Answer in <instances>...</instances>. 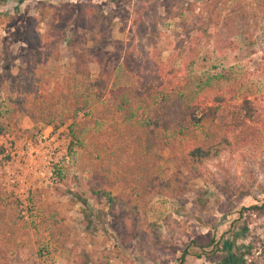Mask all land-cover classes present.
<instances>
[{
    "label": "rangeland",
    "instance_id": "374dc122",
    "mask_svg": "<svg viewBox=\"0 0 264 264\" xmlns=\"http://www.w3.org/2000/svg\"><path fill=\"white\" fill-rule=\"evenodd\" d=\"M80 7H92L100 24L86 30ZM254 9L257 17L244 19ZM219 41L235 50L217 51ZM74 49L104 57L106 100H90L74 119L57 106V117H45L50 126L32 121L20 104V75L50 93L74 75ZM125 60L142 70L157 62L163 86L151 91L154 101L132 99L131 112L114 115L117 89L141 83ZM89 67L95 79L98 65ZM192 89L199 98L191 119L219 107L217 140L243 119L244 99L261 136L201 165L188 161L183 142L156 129V109ZM138 131L153 139L151 190L146 176L141 184L121 168ZM207 131L195 130L199 143ZM254 205L264 207V0H0V226L2 214L20 215L26 233L0 264H264V213Z\"/></svg>",
    "mask_w": 264,
    "mask_h": 264
},
{
    "label": "trees",
    "instance_id": "16d2710c",
    "mask_svg": "<svg viewBox=\"0 0 264 264\" xmlns=\"http://www.w3.org/2000/svg\"><path fill=\"white\" fill-rule=\"evenodd\" d=\"M116 2L119 0H111ZM236 8L232 9L231 12H237L240 8L236 4ZM80 7L78 11V16L83 18V24L87 29H91L94 26L100 24V18L96 12L90 11L92 7ZM243 15V14H242ZM251 19L257 17L255 9L250 11V13L245 14L244 19L248 16ZM243 23L241 24L242 27ZM217 51H222L223 49H229L230 51L235 50L233 43L229 41H219L216 47ZM74 75L71 77H66L62 83H56L50 93L42 92L39 93L34 91V84L31 77L25 78L24 75H20L19 83L23 89V93L20 96V104L25 109L24 113L28 117L38 123L41 121L45 122V117H57L58 109L57 106L69 110L70 118L74 119L80 113L86 111L89 107L90 100H101L102 102L106 100L107 95L104 94V91L107 88V80L109 75V70L107 63L104 61V57L101 60L95 61L91 55L84 51H79L77 53L74 49ZM195 51L189 50V60L183 58V65H188L191 62L192 56H194ZM126 57H129L128 53ZM92 62H96L99 68V73L95 79H91V74L89 66ZM135 64V63H134ZM136 65V64H135ZM124 66L127 69L128 73L134 78L141 80L139 88L128 87L126 91L122 92V89H117L114 93L113 98L117 100V103L114 104V112L112 114H117L118 112L125 111L126 108L131 107L130 100L140 99L154 101L158 94H151V91L155 89V92H158L163 86L161 82L162 68L158 65L157 62H150L149 64L143 65V70L140 66H130L127 64L126 60L124 61ZM185 66V67H186ZM219 78V77H217ZM27 81V83H24ZM188 83L189 79L186 80ZM154 84V85H153ZM155 86V88H153ZM81 87H84V91H81ZM202 92L204 91L199 87ZM198 90V89H197ZM199 90H191V93L186 96H181L183 98H176L167 105L165 99L159 98V108L156 109L157 120L160 122V126L156 129L162 130L160 133H168L173 135L176 138H179L183 142V148L187 151L186 158L188 161L197 163L201 165L202 162L211 159H218L222 153L225 146L230 148V151L235 149L249 146L254 143L260 136V132L257 127L254 126V123L260 121L258 115H256L257 110L254 109L251 105V102L246 99L243 100L242 109L245 111L244 117L240 122L224 125L221 129L224 131L221 132L220 139L217 140L215 132L211 128L217 129L214 120L216 113L219 110V107L206 108V110H200L194 117L191 119V111L195 109V102L199 98ZM111 96V95H109ZM145 98V99H144ZM153 98V99H152ZM111 99L109 98L107 102ZM125 118H127L125 116ZM129 118V117H128ZM54 120V119H52ZM65 120V119H64ZM64 120L59 124L62 126ZM49 122H45L50 126ZM129 122L131 120L129 119ZM55 128V127H53ZM57 128V127H56ZM55 128V129H56ZM126 128L131 130H137L135 123ZM54 129V130H55ZM206 131V137L202 143L197 141L195 130ZM138 136L132 141L133 147L131 152L128 154L126 162L121 165L122 171H125L128 177L133 178L132 180L139 183H143L144 177L148 185L151 187V179L155 178L153 170L149 165L148 159H150L149 151L153 148L151 143L153 139L147 134L143 135V132L138 131ZM150 134H156L154 131H151ZM75 137L74 135H72ZM233 139V140H231ZM146 144V146H144ZM186 162V161H185ZM154 176V177H153ZM146 183V182H145ZM101 194L109 204H114V197H112L106 191H93L92 195L95 196ZM251 211L256 213H264V207H258L256 205L252 206ZM2 225L0 226V261L4 258L6 249L10 246H16V239L23 240L26 237L25 231H23V217L20 215L11 214L10 217L2 214L1 215ZM187 256V253L183 252L181 255V260ZM197 258H201L197 256ZM231 263V262H230ZM181 264H183L181 262ZM229 264V263H228Z\"/></svg>",
    "mask_w": 264,
    "mask_h": 264
},
{
    "label": "built area",
    "instance_id": "2783aa9c",
    "mask_svg": "<svg viewBox=\"0 0 264 264\" xmlns=\"http://www.w3.org/2000/svg\"><path fill=\"white\" fill-rule=\"evenodd\" d=\"M48 138V135H44V136H41L39 137L38 139V143L41 144V140H45ZM26 145L28 146V152L31 151V146H32V141L30 139L26 140Z\"/></svg>",
    "mask_w": 264,
    "mask_h": 264
}]
</instances>
